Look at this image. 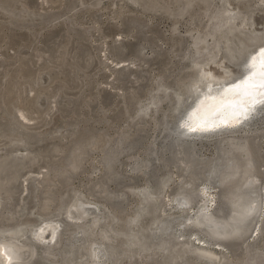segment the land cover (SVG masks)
<instances>
[{
    "label": "rangeland",
    "instance_id": "obj_1",
    "mask_svg": "<svg viewBox=\"0 0 264 264\" xmlns=\"http://www.w3.org/2000/svg\"><path fill=\"white\" fill-rule=\"evenodd\" d=\"M25 1L0 0V158L3 160L4 153L11 151L0 166V191L6 194L20 191V200L13 215L15 224L1 223L0 229H13L17 232L18 241L27 244L29 240L33 246L30 257L25 247L26 253L22 260L16 263L11 260L8 264H83L89 238L94 239L93 248H97L96 264L239 263L225 247L227 242L240 241L241 229L237 225L234 234L208 248L198 241L189 221L180 225L182 230L189 229L190 246L200 250L206 248L212 253L211 258L186 248L187 235L184 233L176 238L165 236L170 233L176 219L185 215L186 210L162 209L164 202L165 206H169L168 192L176 178L174 169L156 172L155 176L151 172L161 168L169 154L168 143L171 140H177L178 144L191 143L197 151L209 154L211 148L220 141L224 143L228 138L250 136L264 149V104L249 119L248 125L183 136H178L179 130H168L175 109L182 105V113L206 81L205 78H210L201 74L203 66L217 63L219 71L226 73L227 77L240 73L239 58H235L248 44L264 35V0H48L47 3L34 0L33 7L26 6ZM223 6L229 10L224 13L228 18L220 23L223 14L218 10ZM198 21L199 26L196 27ZM123 26H128L127 35L121 31ZM152 29L160 32L162 43H142L152 34ZM50 32L56 33L51 46L63 38L68 41L69 52L59 70L41 74L29 91L19 93L16 105L23 104L29 110L36 111L40 109L47 91L57 82L59 87L45 115L33 113L22 118L18 112H23V107L20 106L18 112L12 109L19 80L12 79L8 72L14 67L23 73L31 72L35 67L34 60L28 63L24 54L41 47ZM100 36L106 37L102 39ZM139 36L142 39H137ZM200 36L203 37L201 41L195 39ZM15 39L22 40L9 47V41ZM134 41L139 43L142 63L132 65L108 54L110 51L125 52L126 47ZM213 41L218 44L211 48ZM72 44H85L90 53L93 52L95 59L91 64L82 65L73 57L74 52L70 51ZM170 46L165 66L159 69L155 57H164ZM201 47H207V50L194 54L195 49ZM54 60L60 63L59 56ZM141 71V77L138 76L137 82L132 83L134 73ZM120 72L134 74L125 77L130 88L110 85L111 79ZM149 74V80L154 83L151 92L136 96L133 88L145 82ZM186 74L193 76L187 81V78L182 80ZM156 83L161 85L154 89ZM90 95H96L98 100L108 95L110 102L106 106L99 103L93 107L92 102L88 101ZM134 102H138L140 110L132 118L122 116L120 112L131 109ZM71 104L74 105L73 111L63 115L62 109ZM114 124L123 127L129 134L133 131L144 134L149 130L146 146L139 147L126 157L123 167L127 176L140 178L139 182L131 185L129 191L134 200L128 205L127 217L132 220L118 229L120 220L117 218L121 217L120 214L102 201L86 195L84 182L96 178L100 173V168L93 164L80 180L64 187L59 196L65 199L68 191L76 196L82 195L88 202V212L91 214L95 210L99 215L97 220L85 227L89 216L72 219L64 218L60 213L56 216L60 225L50 242L47 238L32 239L30 223H33V234L40 223L54 222L51 219H39L42 204L38 183L43 167H35L44 159L56 158L60 154V145L75 137L83 125L106 126L111 130ZM177 126L181 127L178 123ZM182 131L188 133L184 129ZM149 149L156 152L151 154ZM26 168H29L27 172ZM261 169L264 174V163ZM22 178L24 181H21ZM244 184L247 195L257 196L256 200L263 197L264 206V182L262 194L259 190V195L251 188L258 187L260 181ZM262 209L260 217H255L257 232L256 229L249 232L254 234L244 240L247 251L251 246L257 254L264 252ZM249 217L254 218V210ZM167 222L169 224L166 226ZM102 229L106 230V234L99 240L98 233ZM64 231L71 235L72 240L63 241L62 244L59 242L58 245ZM193 236L195 240H192ZM5 237L4 234L0 239H8L17 249L15 242ZM243 264H264V259L256 256L255 260L246 259Z\"/></svg>",
    "mask_w": 264,
    "mask_h": 264
},
{
    "label": "water",
    "instance_id": "obj_2",
    "mask_svg": "<svg viewBox=\"0 0 264 264\" xmlns=\"http://www.w3.org/2000/svg\"><path fill=\"white\" fill-rule=\"evenodd\" d=\"M54 1V0H51ZM42 3L48 2V0H41ZM28 7L35 6L34 0H26L24 3ZM229 10L226 6L219 8L218 12L223 14L220 23L225 22L228 16H225L224 13H227ZM191 16V15H190ZM234 16H230L232 18ZM195 26H199V21L195 23ZM123 35H127L129 33L128 26H123L121 28ZM55 32H50L44 38L41 47L34 49L31 52H26L24 57L28 63L34 60L35 67L31 72L23 73L17 69V67L10 68L9 72L12 79H18L19 84L14 91V102L12 103V109L15 112H18V109L23 107V112H18L19 116L22 118H26V115H32L33 113H38V116L45 115L47 110L51 107L52 98L55 95L58 87L59 82L54 84L50 90L43 96L42 101L40 103V109L29 110L26 108L25 105H16V98L17 95L23 91H29L31 87H33L39 80L41 74H47L50 70H59L60 65L62 64L63 60L65 59L66 55L68 54L69 50L67 47V42L64 41L63 38L59 39L56 44L52 45V38L55 36ZM106 36H100V38H104ZM137 39H142L139 36ZM161 34L157 29H152V34L148 37L147 40H144L142 43H162ZM196 40L201 41L203 39L202 36L196 37ZM22 39H15L9 41V47L18 44ZM27 42V41H26ZM25 42V43H26ZM257 43H264V35L262 34L260 37L256 38L253 42L248 44V47H245L241 50L240 54L236 59L240 58L243 55L245 49L254 47ZM217 41H213L214 48L217 45ZM170 46L168 48V52L166 51L164 57H155L156 62L159 65V69H162L165 66V62L167 60V54L170 52ZM61 48V49H60ZM73 50V57L76 60L80 61L82 65L84 64H91V62L95 59L93 52L90 53L87 46L85 44H76L71 45L70 51ZM207 47L196 48L194 54H199L200 52H205ZM108 52V51H107ZM106 53V52H105ZM110 56L116 59L126 60L127 63H131L132 65L142 63V58L139 54V43L137 41L132 42L128 47H126L125 52L114 53L112 51L108 52ZM210 54V53H209ZM60 57V63H55V58ZM166 57V58H165ZM211 57V56H210ZM204 58V57H202ZM96 64L97 61H94ZM135 74V75H134ZM118 73L116 78L111 79L110 85L119 88L125 86V88H130V85L126 78L129 75H134L132 78V83L137 82L138 76L141 77L142 71L139 73ZM192 75L186 74L182 76V80L186 81L192 77ZM126 77V78H125ZM151 74H149L148 79L138 85L137 87L133 88V91L136 96L140 97L141 95L148 94L151 92L152 84H154L149 78ZM185 81V83H186ZM155 88L157 89L161 83H156ZM38 98V97H37ZM88 101L92 102V106H96L97 104H102L104 106L108 105L110 102V97L108 95H103L100 100H98L96 95H90L88 97ZM264 101V98L262 99ZM138 102H134L131 109L128 111L120 112L122 116L125 117H134L136 112L140 109L137 106ZM264 102H259L255 107V110L251 112L247 118H243L238 123L232 126H223V127H216L211 129L209 132L225 130V129H232L234 127L240 125H248L249 119L258 113L261 109ZM144 108V107H143ZM74 105H68L66 108L62 109V114H68L73 111ZM142 109V108H141ZM182 109V105L179 106L174 114L171 116V124L169 131L171 130H179L178 136H183L186 134H201L205 132H197V131H190L188 133H183V129L177 126V116ZM147 130L144 134L138 133V131H133L129 134L123 127L114 124L111 126V130L106 126L96 127V126H87L83 125L78 132V134L67 140V142L62 143L60 145V154L56 158H47L44 159L41 164H38L35 168L43 167L41 172V178L39 181V197L41 198V208H40V218L39 219H51L55 222L56 229L60 225V222L57 220L56 216L60 213L63 214L64 218H72V219H82L85 216H89L88 223L84 226L86 227L89 224L94 223L97 220L98 214H96L95 210L93 213H89L86 209L88 202H86L85 197L82 195L76 196L74 193L67 192L65 199H60V191L72 183L75 180H80L82 175L86 174L89 171L93 164H96L100 168L99 175L89 180L87 179L84 182V189L85 193L88 196L93 197V199L100 200L103 203L112 207L118 214H120V223H118V229H122L124 223H128L132 219L127 217L128 212V205L129 203L134 200V198L129 193L130 187L132 184H135L140 181V178L129 177L123 170V167L126 162V157L134 153L139 147L146 146V139L148 136ZM208 133V132H207ZM103 138H107L109 140H117V151L113 157L108 162H103L99 158V151H100V144ZM231 139V140H230ZM60 140V139H58ZM169 147V154L165 158L162 163L161 168L152 170V175L155 176L156 172H162L163 170L174 169L175 177L180 173V169L182 168L181 163H187L189 166V171L196 175H201L203 171V165L205 162L210 161L211 159L220 156L221 154L225 153L226 151H231L237 155L239 162L242 164H246L247 168L250 172H253L255 177L254 178H238L231 183H227L225 181H221L214 175L205 177L206 184L213 187V191L215 194L214 202L207 209L204 214L197 213V205L194 200H186L183 195L181 194H174L173 189L175 187L176 178L171 186L169 195H171V201L169 206L164 205L162 209H185L186 213L180 219H176L177 221L173 223L171 231L168 235H165L169 238H176L179 234L184 233L187 235L185 247L188 248L191 252H195L198 254L205 255L209 258L212 257V253L208 251L206 248L210 247L211 245L216 244V242H221L227 236L234 234V230L237 229L235 226L237 225L239 229H241L240 234V241L238 242H227V249L232 257L236 258L239 263L234 264H243V262L248 259V261L255 260L256 256H260L264 259V252L262 253H255L252 251L251 246L249 247V251H247L246 245L244 244V240L252 236L253 234H249L246 228L247 221L251 218L249 217L250 213H245L242 215L243 212V202L247 197V187L244 184L247 183H256L260 181L258 187H252L251 189L257 194L260 190V194H262V185L264 182V174L261 169V166L264 163L263 153L264 149L260 147L259 144L254 142V139L250 136L245 138H228L226 142L220 141L218 144L214 145L211 148L209 154L201 153V151H197L191 143H177V140H171L168 143ZM72 150L73 154H76L75 163L71 170L67 173L62 172L61 170H57V164L61 162L64 158L65 154ZM149 153L156 152L154 149H149ZM11 151H6L3 155V160L0 158V166L2 162L5 161L4 157L9 155ZM2 160V161H1ZM182 161V162H181ZM29 168H26V172ZM25 173V172H24ZM205 176V175H203ZM24 181V178L21 179ZM194 189V188H193ZM142 189L141 191H144ZM20 191L16 192L15 194H6L0 191V224L7 223V224H15L16 219L13 218L14 213H16V207L20 200L19 196ZM148 195H151L148 193ZM259 195V193H258ZM261 196V195H260ZM263 199V197L261 196ZM264 208V206H263ZM161 210V208H160ZM263 211V209H262ZM262 213V212H261ZM261 215V214H260ZM259 215V217H260ZM243 216V217H242ZM242 218L245 220L242 221ZM147 221L152 222L153 220L148 219ZM146 221V222H147ZM189 221L192 225V228L195 230L196 236L199 238L198 241L205 244L204 249H198L196 247L190 246V237H189V229H180V225ZM149 222V223H150ZM33 224V223H32ZM30 223V236L34 240H40L33 236L32 234V225ZM169 224L168 222L166 223ZM117 229V230H118ZM258 230V226L256 232ZM6 232V233H4ZM255 232V233H256ZM4 234L7 238L12 239L15 244L17 245V256L12 260V263H16L22 260V257L25 255L24 248H27V255L30 257L33 253V246L31 243L26 244L25 242H20L17 240V232L13 229L11 230H2L0 229V236L3 237ZM106 234V230L102 229L98 233V237L101 240L104 238ZM5 237V238H6ZM147 237H145L146 239ZM196 238L193 236L192 240ZM201 239V240H200ZM48 241V239H46ZM72 237L70 234L62 233V238L58 241L60 244L63 241H71ZM49 240L48 242H50ZM94 239L88 240L87 247L84 251L85 261L83 264H96L95 258L97 256V248H93ZM69 244V243H67ZM67 248V247H65ZM53 264V262H50Z\"/></svg>",
    "mask_w": 264,
    "mask_h": 264
},
{
    "label": "bare ground",
    "instance_id": "obj_3",
    "mask_svg": "<svg viewBox=\"0 0 264 264\" xmlns=\"http://www.w3.org/2000/svg\"><path fill=\"white\" fill-rule=\"evenodd\" d=\"M249 49H245L243 55L238 60V63H240V73L237 75L227 77L226 73L219 71L217 63L203 66L201 74L210 78H205L206 81L201 85L202 87L194 94L183 112H180L177 116L178 125L186 132H189L190 128H196L197 132H209L216 127L232 126L244 118L243 115H235L234 110L230 107L221 108V103L236 98L233 92L226 90L231 89L233 85L239 83L249 74L252 70L249 67L252 58L256 57L257 60L261 58V50H264V45L258 44L251 51ZM263 98L257 96V103L255 105H245L248 108L247 116L255 110V107ZM202 127H207L209 130H200ZM117 149V140L103 138L99 151L100 160L103 162L110 161L113 159ZM75 159L76 154L74 155L72 150L68 151L61 162L56 165L57 170L65 173L69 172L75 163ZM181 164L183 166L177 175L173 193L181 194L186 200L190 201L195 198L194 201L197 205L198 214H204L212 205L215 198V194L212 192L213 187L206 184L205 177L214 175L227 183H231L238 178L255 177L254 173L248 170L247 165L239 162L237 155L231 151H226L220 156L205 162L201 173V175L205 176L193 174L189 171L187 163ZM255 197L257 198V196L249 194L243 202V216L245 213H251L254 210V218L251 217L246 224L248 233L255 231V217L260 214L263 207L262 199L256 200ZM170 199L171 195L167 199L168 205L170 204ZM55 229V222L44 221L34 229L33 235L36 238H47L49 241L53 238ZM7 240L0 239V253H2L0 255V264H8V261L13 260L17 256V249Z\"/></svg>",
    "mask_w": 264,
    "mask_h": 264
},
{
    "label": "snow or ice",
    "instance_id": "obj_4",
    "mask_svg": "<svg viewBox=\"0 0 264 264\" xmlns=\"http://www.w3.org/2000/svg\"><path fill=\"white\" fill-rule=\"evenodd\" d=\"M249 67L252 69L249 74L239 83L226 91L233 92L235 99L223 101L221 108L230 107L235 115H243L247 118L248 108L245 105L253 106L257 103L256 97H264V50H261V58L257 60L252 58ZM264 102V101H261ZM190 131H196V128H190ZM200 130H209L202 127ZM2 255V253H0Z\"/></svg>",
    "mask_w": 264,
    "mask_h": 264
}]
</instances>
